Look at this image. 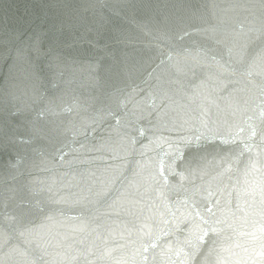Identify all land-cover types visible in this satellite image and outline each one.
Listing matches in <instances>:
<instances>
[{"label": "clouds", "instance_id": "clouds-1", "mask_svg": "<svg viewBox=\"0 0 264 264\" xmlns=\"http://www.w3.org/2000/svg\"><path fill=\"white\" fill-rule=\"evenodd\" d=\"M76 7L74 29L53 31L46 52L0 84V111L30 132L88 64L101 96L134 94L140 112L131 122L109 112L114 123L101 118L58 146L21 141L0 170V264H91L93 226L161 197L179 264H264V135L254 148L243 132L228 139L240 127L231 101L251 93L264 105V0Z\"/></svg>", "mask_w": 264, "mask_h": 264}, {"label": "water", "instance_id": "water-1", "mask_svg": "<svg viewBox=\"0 0 264 264\" xmlns=\"http://www.w3.org/2000/svg\"><path fill=\"white\" fill-rule=\"evenodd\" d=\"M92 2L95 0H0V84L12 73L27 71L36 57L46 52L53 31H72L81 12L76 6ZM128 51H132V46ZM73 71L77 91H69L50 104L49 120L34 125L30 132L21 126L19 116L10 115L8 110L0 111V170L13 158V152L26 147L21 141L28 137L35 138L38 144L58 146L93 122L99 123L101 118L114 123L109 112H115L122 120H135L140 112L138 96L129 94L106 99L93 88L90 65L80 64ZM245 100L246 103L233 100L228 105L240 124L236 134L228 139L240 142L243 132L254 141L246 143V148H254L264 135V105L260 104L258 94H247ZM121 101L125 105L123 111L116 107ZM156 139L163 145V140ZM168 178L166 164L161 161L156 180L162 189ZM167 204V199L161 197L157 207H140L126 215H109L98 226H93L94 231L86 234L85 240L91 264H179L181 250L168 227L164 213Z\"/></svg>", "mask_w": 264, "mask_h": 264}]
</instances>
